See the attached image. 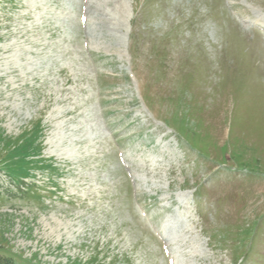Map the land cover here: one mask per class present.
Wrapping results in <instances>:
<instances>
[{"label":"rangeland","instance_id":"1","mask_svg":"<svg viewBox=\"0 0 264 264\" xmlns=\"http://www.w3.org/2000/svg\"><path fill=\"white\" fill-rule=\"evenodd\" d=\"M261 16L0 0V264H264Z\"/></svg>","mask_w":264,"mask_h":264},{"label":"bare ground","instance_id":"2","mask_svg":"<svg viewBox=\"0 0 264 264\" xmlns=\"http://www.w3.org/2000/svg\"><path fill=\"white\" fill-rule=\"evenodd\" d=\"M236 7H238V8H240L241 6L238 4V5H236ZM246 13H249L248 11H245ZM260 21H261V23H263V25H259L257 22H254V23H252L253 24V28L251 29L252 30V32L253 33H255L256 35H257V33H258V37H262V40H264V35H262V32H258L256 29L258 28L259 29V27L260 28H264V27H262V26H264V18H260ZM257 37V38H258ZM168 133H170V132H168ZM189 195H192V193H189Z\"/></svg>","mask_w":264,"mask_h":264}]
</instances>
